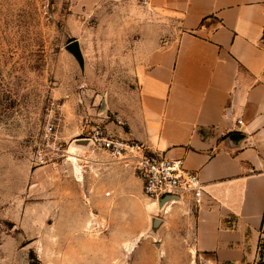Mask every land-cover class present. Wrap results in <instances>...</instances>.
Instances as JSON below:
<instances>
[{
  "label": "rangeland",
  "instance_id": "rangeland-1",
  "mask_svg": "<svg viewBox=\"0 0 264 264\" xmlns=\"http://www.w3.org/2000/svg\"><path fill=\"white\" fill-rule=\"evenodd\" d=\"M137 3L0 0V264H202L189 251L193 202L149 212L130 165L74 145L113 135L134 114L149 51L177 39L175 17ZM151 28L162 33H149V46ZM74 39L83 67L67 48ZM71 146L80 148L78 174ZM154 216L165 221L155 232ZM261 261L264 237L249 264Z\"/></svg>",
  "mask_w": 264,
  "mask_h": 264
},
{
  "label": "crops",
  "instance_id": "crops-1",
  "mask_svg": "<svg viewBox=\"0 0 264 264\" xmlns=\"http://www.w3.org/2000/svg\"><path fill=\"white\" fill-rule=\"evenodd\" d=\"M72 1L86 10L138 5ZM147 1L161 19L175 17L180 32L149 51L140 105L111 130L199 174L204 197L189 232L196 260L249 264L264 237V0ZM153 32L162 33L147 31L149 46Z\"/></svg>",
  "mask_w": 264,
  "mask_h": 264
},
{
  "label": "built area",
  "instance_id": "built-area-1",
  "mask_svg": "<svg viewBox=\"0 0 264 264\" xmlns=\"http://www.w3.org/2000/svg\"><path fill=\"white\" fill-rule=\"evenodd\" d=\"M242 123V120H238ZM49 124L46 136H52ZM89 139L90 146L105 153L116 162L130 165L141 180L143 194L160 202L191 201L198 206L204 197V182L199 174L185 166L182 159H172L159 150H149L134 139L97 132ZM42 157V156H41ZM43 159V158H41Z\"/></svg>",
  "mask_w": 264,
  "mask_h": 264
},
{
  "label": "water",
  "instance_id": "water-1",
  "mask_svg": "<svg viewBox=\"0 0 264 264\" xmlns=\"http://www.w3.org/2000/svg\"><path fill=\"white\" fill-rule=\"evenodd\" d=\"M67 48L75 55V57L78 59L81 66H84V57L81 51L80 43L77 39H74L70 41L67 44ZM89 144L88 138H77L74 140V145L80 146V147H87ZM165 202V199H163L160 203L163 204ZM164 222L162 218L159 217H152L151 220V229L155 232L157 228Z\"/></svg>",
  "mask_w": 264,
  "mask_h": 264
},
{
  "label": "bare ground",
  "instance_id": "bare-ground-1",
  "mask_svg": "<svg viewBox=\"0 0 264 264\" xmlns=\"http://www.w3.org/2000/svg\"><path fill=\"white\" fill-rule=\"evenodd\" d=\"M71 152H70V155H69V158L70 159H72L73 161H74V164H75V170H76V172H77V174L79 173V171H80V168H81V164L78 162V160H80L81 159V157L79 158L78 157V151L77 150H79L76 146H71ZM169 203H167L166 205H165V207L168 205ZM145 206H146V208L149 210V212H153V211H156L157 210V208H159V204H158V202L157 201H155V200H151V199H149V198H145ZM164 207V208H165ZM131 247L129 246V249H130Z\"/></svg>",
  "mask_w": 264,
  "mask_h": 264
},
{
  "label": "trees",
  "instance_id": "trees-1",
  "mask_svg": "<svg viewBox=\"0 0 264 264\" xmlns=\"http://www.w3.org/2000/svg\"><path fill=\"white\" fill-rule=\"evenodd\" d=\"M258 264H264V261L259 262Z\"/></svg>",
  "mask_w": 264,
  "mask_h": 264
}]
</instances>
